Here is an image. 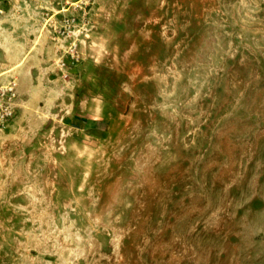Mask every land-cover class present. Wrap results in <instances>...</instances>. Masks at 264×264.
<instances>
[{
  "label": "rangeland",
  "instance_id": "rangeland-1",
  "mask_svg": "<svg viewBox=\"0 0 264 264\" xmlns=\"http://www.w3.org/2000/svg\"><path fill=\"white\" fill-rule=\"evenodd\" d=\"M27 11L0 264H264V0Z\"/></svg>",
  "mask_w": 264,
  "mask_h": 264
},
{
  "label": "crops",
  "instance_id": "crops-1",
  "mask_svg": "<svg viewBox=\"0 0 264 264\" xmlns=\"http://www.w3.org/2000/svg\"><path fill=\"white\" fill-rule=\"evenodd\" d=\"M45 0H0V63L3 67L22 64L31 58L32 52H39L40 44L24 43V35H33L30 31V5H42ZM35 35V34H34ZM39 43V41L37 40ZM27 50L26 53L19 54Z\"/></svg>",
  "mask_w": 264,
  "mask_h": 264
},
{
  "label": "built area",
  "instance_id": "built-area-1",
  "mask_svg": "<svg viewBox=\"0 0 264 264\" xmlns=\"http://www.w3.org/2000/svg\"><path fill=\"white\" fill-rule=\"evenodd\" d=\"M17 86V78L11 73V69L0 72V132L17 113Z\"/></svg>",
  "mask_w": 264,
  "mask_h": 264
},
{
  "label": "trees",
  "instance_id": "trees-1",
  "mask_svg": "<svg viewBox=\"0 0 264 264\" xmlns=\"http://www.w3.org/2000/svg\"><path fill=\"white\" fill-rule=\"evenodd\" d=\"M85 121L86 123L90 124V125H97L98 121L97 120H83Z\"/></svg>",
  "mask_w": 264,
  "mask_h": 264
}]
</instances>
